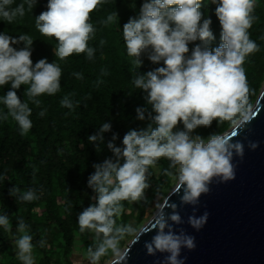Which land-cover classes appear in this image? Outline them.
Here are the masks:
<instances>
[{"label":"clouds","instance_id":"obj_1","mask_svg":"<svg viewBox=\"0 0 264 264\" xmlns=\"http://www.w3.org/2000/svg\"><path fill=\"white\" fill-rule=\"evenodd\" d=\"M46 10L35 16V27L42 36L55 40L51 43L52 62L42 58L33 63L31 59L34 41L28 33L12 35L0 32V89L8 90L0 95V121L11 118L20 129L21 135L31 130L32 108L41 106L42 95L54 96L61 90L62 69L56 62L72 55L84 54L93 61L97 48L90 45L97 27L91 14L98 6L109 0H41ZM258 0H142L137 9L136 0H131L130 8L135 13L120 28L126 55L135 65L132 85L143 94L145 105L137 107L136 119L147 121L142 128L128 130L119 146L117 133H112L105 141V133L111 132V122H102L95 134L88 136V142L99 153L106 147L111 157L94 164V172L88 177L87 186L95 193L94 203L78 214L77 223L81 233L94 231L105 238L95 248L87 249L89 264H99L102 256L111 249H117L118 241L111 236L115 233L132 232L128 227H115V216L121 213L123 201H138L148 188L149 168L161 158L170 161L177 168L178 181L184 187L183 202L196 204L198 197L208 191L207 184L214 176L224 181L234 178L232 164L233 151L243 157V145L232 143L233 136L212 135L203 138L191 133L198 127H210L214 120L231 121L244 119L247 79L243 64L248 56L258 52V44L250 38L249 30L257 17L254 15ZM38 0H0V21L11 24L17 17H24L32 11ZM13 5H15L13 7ZM215 6V16L221 27V43L209 48L215 39L211 17L206 16L202 7ZM27 6V7H26ZM115 11L102 23L106 24ZM264 39V37H262ZM199 41V44L193 45ZM106 41L101 40L102 47ZM53 55V56H52ZM147 59L152 70L140 74L139 69ZM108 70L101 69V77ZM77 79L83 74L75 72ZM103 83L98 77L97 84ZM25 87L21 101L17 91ZM60 104L73 110L72 94L65 95ZM6 110V111H5ZM47 109L37 113L43 117ZM182 125L183 130H178ZM255 150L258 142H250ZM35 174V170L34 173ZM8 180L7 172H0V182ZM9 195L16 202H32L39 199L36 189L21 192L14 185ZM170 220L180 223L178 214ZM207 219V213L199 219L190 217L189 223L199 230ZM15 256L20 264H35L34 250L47 245L45 239L33 243L31 226L22 217H16ZM158 227L157 234L145 244L147 252L168 253V264H182V247L192 250L196 247L194 237L175 234L161 217L152 222ZM0 229L12 232V222L7 214H0ZM144 230L137 232L139 241Z\"/></svg>","mask_w":264,"mask_h":264},{"label":"trees","instance_id":"obj_2","mask_svg":"<svg viewBox=\"0 0 264 264\" xmlns=\"http://www.w3.org/2000/svg\"><path fill=\"white\" fill-rule=\"evenodd\" d=\"M20 2L16 0V4ZM130 3L131 0H109V3L98 6L92 12L91 19L97 32L89 43L97 48L95 60L89 61L84 54L72 55L63 61L57 59L62 69L61 90L54 96L39 97L42 101L39 108L29 102L33 126L28 134L21 135L19 127L11 118L0 121V172L6 170L11 181L0 182V214H7L12 222L11 233L0 229V264H20L15 256L14 245L16 217L24 218L31 226L34 244L41 239L47 241L46 247L37 246L34 250L36 264H74L72 257L77 243L87 251L90 246L95 248L105 239L103 234L94 231L81 233L77 217L95 202V193L87 186L88 177L94 172L93 165L102 163L112 155L106 147L98 153L88 142V136L95 134L102 122L110 121L112 130L104 134L105 141L111 139L112 133H117L119 139L116 144L119 146L128 130L145 127L147 123L136 119L135 109L144 106L145 101L143 94L132 85L135 65L132 58L126 55L120 28L135 14ZM141 3L142 0H136L137 9ZM46 5L38 0L33 12L26 11L24 17H17L11 24L0 21V32L6 31L12 35L28 33L35 40L31 56L33 63L50 55L51 43L54 46L56 43L53 38L42 36L35 27V16L45 11ZM115 11L119 17L114 16L106 24L102 23ZM201 11L211 17L215 39L207 46L215 48L221 43V27L214 14L215 6L207 5ZM254 15L257 19L249 30L250 38L260 50L248 56L243 64L248 86L244 117L255 105L264 84V0H258ZM101 40L106 41L102 47ZM199 43L194 42L189 46L190 49ZM46 58L52 62L55 56ZM154 67L145 59L137 71L146 74ZM102 68L108 70L107 76L101 77ZM75 72L82 73L83 79H77L73 75ZM98 77L103 80L99 85ZM25 87L22 85L17 91L21 101H28V97L23 96ZM7 90L8 86L0 89V95ZM68 94H72L74 103L79 101V106L73 110L60 104L61 99ZM43 109H47L46 115L38 116L37 113ZM240 120H214L210 127H198L194 131L203 138L223 135ZM178 129L183 130V126H178ZM155 169L160 170L159 176ZM177 172L178 169L172 167L166 158H161L150 167L148 188L140 200L121 202V213L114 217L115 227L131 228L132 224L140 227L145 220L148 200L165 195ZM14 185L21 192L36 189L39 199L18 204L9 195ZM132 235L131 232L111 234L122 244L125 238ZM113 252L110 249L100 261L110 258Z\"/></svg>","mask_w":264,"mask_h":264},{"label":"water","instance_id":"obj_3","mask_svg":"<svg viewBox=\"0 0 264 264\" xmlns=\"http://www.w3.org/2000/svg\"><path fill=\"white\" fill-rule=\"evenodd\" d=\"M225 134L233 136L232 143L243 145L242 158L233 151L234 178L212 177L196 204L183 202L179 182L142 228L139 241L134 238L111 264H168V253L149 254L145 247L159 230L152 222L161 217L167 221L166 232L170 227L175 234L194 237V249L181 248L182 264H264V87L251 111ZM250 142H258V147L250 149ZM205 213L203 226L193 228L189 218L199 219ZM172 214H178L181 222L170 220Z\"/></svg>","mask_w":264,"mask_h":264},{"label":"rangeland","instance_id":"obj_4","mask_svg":"<svg viewBox=\"0 0 264 264\" xmlns=\"http://www.w3.org/2000/svg\"><path fill=\"white\" fill-rule=\"evenodd\" d=\"M263 87H264V84H263ZM259 96H260V94H259ZM259 96H258V98H259ZM258 98H257V100H258ZM251 109L249 110V112L251 111ZM234 126L231 129H229L227 132H230L234 128ZM191 135L193 137H195V136H197L199 134L196 133L195 131H193ZM155 172H156L157 176H159L160 173H161L159 169H155ZM178 184H179L178 176H176L172 180L171 186L168 188V190L166 191L165 195H158L154 199H152V200L149 199L148 200L147 209H146V216H145V220H144L143 224L140 227H138V228L135 227L132 224L131 225V229L133 230L131 232V233H133L132 237L125 238L124 239V244L118 242L117 249L113 252L112 256L110 258L104 260L103 262L100 261L99 264H111L115 259H118V258H120L122 256V254L128 248V246L131 243V241L135 238L137 232H139L144 226H146L156 216L157 212L159 211V209L164 204L167 196L177 187ZM72 261H73L74 264H89V261H88V258H87V251L84 250L82 248V246L80 244H78V243L76 244L75 252H74V255L72 257ZM36 262H35V264H36Z\"/></svg>","mask_w":264,"mask_h":264}]
</instances>
